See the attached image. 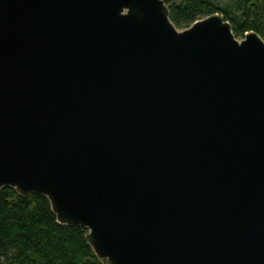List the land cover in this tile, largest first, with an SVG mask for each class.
Returning <instances> with one entry per match:
<instances>
[{"label":"water","instance_id":"obj_1","mask_svg":"<svg viewBox=\"0 0 264 264\" xmlns=\"http://www.w3.org/2000/svg\"><path fill=\"white\" fill-rule=\"evenodd\" d=\"M178 0H0V190L103 264H264V39Z\"/></svg>","mask_w":264,"mask_h":264},{"label":"trees","instance_id":"obj_2","mask_svg":"<svg viewBox=\"0 0 264 264\" xmlns=\"http://www.w3.org/2000/svg\"><path fill=\"white\" fill-rule=\"evenodd\" d=\"M170 20L180 30L221 14L234 35L257 32L264 39V0H178L168 5ZM84 227L58 222L49 199L0 190V264H103L87 241Z\"/></svg>","mask_w":264,"mask_h":264},{"label":"rangeland","instance_id":"obj_3","mask_svg":"<svg viewBox=\"0 0 264 264\" xmlns=\"http://www.w3.org/2000/svg\"><path fill=\"white\" fill-rule=\"evenodd\" d=\"M222 4L227 3L229 0H220Z\"/></svg>","mask_w":264,"mask_h":264}]
</instances>
